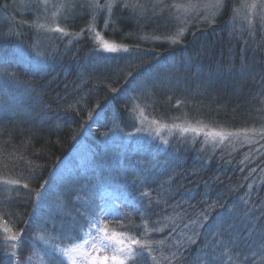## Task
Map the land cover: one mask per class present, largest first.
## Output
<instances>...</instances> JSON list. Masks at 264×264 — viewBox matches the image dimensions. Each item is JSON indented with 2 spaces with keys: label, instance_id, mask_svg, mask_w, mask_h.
Here are the masks:
<instances>
[{
  "label": "trees",
  "instance_id": "trees-1",
  "mask_svg": "<svg viewBox=\"0 0 264 264\" xmlns=\"http://www.w3.org/2000/svg\"><path fill=\"white\" fill-rule=\"evenodd\" d=\"M233 3L225 0L208 22L191 21L172 46L168 37L180 26L158 27L121 2L110 19L81 3L62 21L70 35L46 48L50 62L42 74L32 64L0 58V103L18 101L12 113L0 108V180L20 181L11 187L0 183V216L21 234L13 264L38 256L33 242L40 233L52 242L42 249V264L64 263L54 249L72 242L65 239L68 234L79 235L80 209L86 206L72 184L74 174L56 183L51 175L83 139L94 147L92 164L98 166L81 180L89 187L100 176L104 183L120 185L111 199L114 205L100 216L103 225L138 239L162 241L130 264H168L163 257L174 250L179 235L196 243L174 264H196L197 255L209 264L223 250L217 240L224 238L214 235L221 217H234L239 224L245 214L264 213V133L252 131L264 125V35L251 33L243 22L230 29ZM21 4L27 0H0L1 53L16 45L27 48L44 36L34 23L36 4L18 11ZM92 24L104 39L128 51H95L88 31ZM138 114L167 124L185 120L252 132L257 139L210 145L186 133L165 143H98L117 126L128 132ZM90 128L93 138L86 136ZM260 174V182L248 188ZM37 189L43 191L39 199ZM145 222L160 231L142 235ZM3 244L0 231V260L7 259Z\"/></svg>",
  "mask_w": 264,
  "mask_h": 264
},
{
  "label": "rangeland",
  "instance_id": "rangeland-1",
  "mask_svg": "<svg viewBox=\"0 0 264 264\" xmlns=\"http://www.w3.org/2000/svg\"><path fill=\"white\" fill-rule=\"evenodd\" d=\"M225 0H220V5L216 7H211V5H216L217 0H163L162 4H158L157 0H116V3L121 2V4H127L128 7L138 15H141L143 20L149 21L153 20L154 24L158 27H163L168 25L170 27H177L178 30L180 28H185L187 24H190L191 21H203L208 22L213 19V17L217 14L219 8L221 7L222 3ZM91 2H98L100 5H105L106 0H27L28 4H21L17 6L18 11L30 10L31 6L29 4L33 3L36 4L35 12L33 13L34 16V23L36 24L37 31L44 33V36H40L38 42L35 41L33 44L27 48H23L22 46H13L8 49L5 53L0 52V58L4 57L6 59H16L22 62L32 64L33 67L42 74V72L48 66V58L49 52H47V47L49 45H56L58 39H63L64 36L56 31H50L48 29H54L56 27L63 28V22H65L68 18L67 15H71L72 12L75 10L76 6L81 3H86L88 6ZM253 4L256 7H251ZM174 5H193L189 11L185 12L183 8L174 7ZM135 6V7H133ZM88 8V7H87ZM90 8V7H89ZM88 8V10H89ZM161 8L163 9V13H160ZM92 9L96 14H100V12L105 13V18H109L111 12L105 7L101 9ZM159 16L160 19L155 20L153 17ZM179 17V19H177ZM104 18V20H105ZM110 19V18H109ZM103 20V21H104ZM207 20V21H206ZM183 21V23H181ZM244 23L246 27L249 29L251 33H263L264 35V0H234L233 9L231 14V20L229 21L230 29L238 28L236 27V23ZM97 23V21H96ZM39 25H43V28H40ZM184 25V26H182ZM89 28V27H88ZM92 30L90 34L92 35L93 43L96 46L95 51L100 53H111L105 51L101 46L100 43L96 40L95 33H100L102 36V30L98 31L96 29L95 24L91 25ZM177 30V31H178ZM66 31V30H65ZM89 31V29H88ZM67 32V31H66ZM52 35V36H51ZM55 37V38H54ZM173 37V36H171ZM171 37H168L167 40L168 45H174L171 43ZM184 37V36H183ZM104 39V38H103ZM106 40V39H104ZM62 41V40H61ZM110 43L109 40H106ZM50 42V44H49ZM55 47V46H53ZM123 51V50H121ZM95 54V53H94ZM95 56V55H94ZM197 98V97H194ZM17 99H13L8 101L7 103H0V108L9 113L14 112L16 109L15 107L18 105ZM199 104L201 103V99L198 100ZM163 125V127H162ZM173 125H177L178 127H173ZM189 125L192 126H199L205 125L201 124L200 122H188L185 120H177L171 124L163 123V122H156L152 119H149L143 114H138L136 121H134V127L130 129L128 132L123 133L120 127H115L113 130L110 131L109 134L103 135L100 137L99 142L102 145L111 144V142H122L124 144H136L141 142V140L147 139L152 141H160L164 142L167 138L175 134H182L180 128L188 127ZM209 128L220 130L224 128H214L208 125ZM260 129H264V125L260 128L255 129V131H259ZM227 130V129H224ZM93 130L87 129L86 136L88 138H93L94 134ZM230 131V130H227ZM233 132V131H230ZM190 134H193L189 132ZM238 133V135H234L229 137L228 139L224 140L222 143L219 139L213 140L210 137L205 136L204 134L195 135L201 136V139L204 143L210 145H220L225 144L230 141L237 142L240 141H253L257 138L252 137V132L243 133V132H233ZM186 133H183L185 135ZM95 139V138H94ZM165 143V142H164ZM109 147V146H108ZM94 153V147H91V144L85 139L79 141L76 146L72 149L70 154L61 160V162L56 166L54 169L51 177L52 181L56 183L57 181L67 180V178L74 174L72 178V184L78 187V190L81 191L82 202L85 204L86 207L81 210V214L83 215L82 221L79 222V225L76 226V229L79 230V235H70L68 234L65 236V239H69L72 242L66 243L64 245H60L58 243L56 245V249L63 250L66 248H71L74 246L75 243L82 242L84 238H86V234L90 233L91 236H96L97 232L96 229L90 228V223L93 221V217L99 222L100 226L103 227V223L100 221L101 214L106 211L110 206L114 205L111 199L117 195L116 190L120 188V185L114 183H104V178L98 176L96 180L91 182L92 185L88 187V181L81 180L85 178L90 171L96 169V165L92 164V156ZM111 152H107L106 154H110ZM95 165V166H94ZM76 168L79 169V175L76 174L78 171ZM264 174V172H263ZM263 174H260V177H256L255 179H251L250 185L253 187L255 184L259 183ZM85 175V176H84ZM52 184V183H51ZM11 187L12 185H8ZM248 187V188H251ZM247 188V189H248ZM42 189L40 190V195L38 199L42 195ZM61 207V206H60ZM65 212V210L61 209L60 213ZM46 218V217H45ZM7 223L9 227H12V224L9 222L8 219H0V231L3 233V226ZM72 224V223H70ZM75 225V224H74ZM73 226V225H72ZM14 231V229H13ZM15 232V231H14ZM4 235V233H3ZM64 239V240H65ZM35 248L37 249V257L34 260H28L27 264H42V257L43 251L48 246L52 245L50 238L47 236L45 237L40 233L37 237V240L33 242ZM62 257V256H61ZM63 264H73V260L67 257H62ZM76 264H81L79 259H76Z\"/></svg>",
  "mask_w": 264,
  "mask_h": 264
},
{
  "label": "snow or ice",
  "instance_id": "snow-or-ice-1",
  "mask_svg": "<svg viewBox=\"0 0 264 264\" xmlns=\"http://www.w3.org/2000/svg\"><path fill=\"white\" fill-rule=\"evenodd\" d=\"M157 3L162 4L163 0H157ZM115 4L116 0H106L105 5H100L98 2H91L89 7L101 10L106 7L108 11L111 12ZM219 5L220 0H217V4L211 5V7ZM123 7H128V5L124 4ZM174 7L183 8L184 11L187 12L194 6L174 5ZM251 7H256V5L253 4ZM162 13L163 9L161 8L159 14ZM177 19H179V17H177ZM92 21H95V15H93ZM105 23L107 24L108 21L106 20ZM181 23H183V21H181ZM39 27L43 28L44 26L39 25ZM48 30L59 32L63 36L70 35L60 27ZM91 30L92 28L90 25L89 31ZM186 31V28H180L175 35L170 38L171 43H179ZM95 36L96 40L100 43V46L107 52H118L121 50L125 52L128 51V49L122 45L110 43L104 40L98 32L95 33ZM245 67L246 65H242V70ZM129 75H131V73H129ZM173 127L178 126L173 125ZM180 131L182 134L189 132L196 135L204 134L213 140L218 138L221 143L229 137L238 135V133H233L224 129H212L209 128L208 125H189L188 127L180 128ZM260 132L264 133V129H260ZM253 171H255V169H253ZM0 183L6 185H17L20 181L16 179L4 178L0 180ZM23 187L27 189L29 188V185L25 183ZM40 187L44 188L45 185L42 184ZM249 187H251V185H249ZM36 195H40L38 189L36 190ZM141 195L147 196L148 193H142ZM217 202H214L211 206H216ZM157 203H159V201H157ZM244 203L248 204V200H244ZM257 207H259V205H257ZM229 211L231 212V210ZM201 215H204V213H201ZM0 219H3V216H0ZM191 223L196 224L197 221L193 220ZM185 227H188V225H185ZM90 228L96 229V236H91V234L88 233L82 242L75 243L71 248L63 250L54 249L57 257L62 256L72 259L73 264H76V259H79L81 264H130V262H134L138 256H142L143 251L146 250L150 254L154 243L157 246L162 243V241L138 239L127 232H117L115 229L109 230L107 224L101 227L95 217H93V221L90 223ZM144 229V233L142 234L144 236H146L150 231H160L158 228H149L147 222H145ZM173 231H175V229H173ZM3 233V247L7 253V259L0 260V264H13L12 258L17 255L16 250L18 248V244L20 243L21 234L14 232L13 229L7 225V223L3 226ZM214 235H219L224 238V241L217 240V244L223 243V250L218 256L212 255L209 260V264H256L257 259L260 261V264H264V213H261L258 216L245 214L244 217L240 219L239 224L234 217H221L219 222V231L214 233ZM194 243H196V241L193 240L191 236H188L187 239H185L183 235H179V238L174 242V250L170 251L167 256L163 257V259L167 260L168 264H174V262L182 261L184 251L188 246ZM9 247L12 249L10 252L7 251ZM138 249L140 250L139 252L137 251ZM253 249H255V251H253ZM152 259L155 260L156 257L153 256ZM195 261L196 264H204L199 255H197Z\"/></svg>",
  "mask_w": 264,
  "mask_h": 264
}]
</instances>
